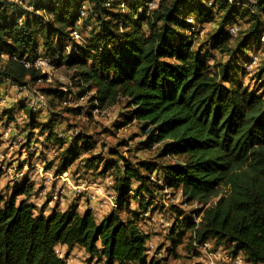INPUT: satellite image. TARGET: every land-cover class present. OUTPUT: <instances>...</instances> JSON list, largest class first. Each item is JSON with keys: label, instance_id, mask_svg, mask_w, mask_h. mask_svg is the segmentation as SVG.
<instances>
[{"label": "trees", "instance_id": "16d2710c", "mask_svg": "<svg viewBox=\"0 0 264 264\" xmlns=\"http://www.w3.org/2000/svg\"><path fill=\"white\" fill-rule=\"evenodd\" d=\"M152 1L0 0V85L46 81L45 73L21 62L46 56L69 72L80 97L91 95L92 110L125 98L128 112L116 126L135 120L144 147L158 144L154 161L122 158L119 165L113 150L109 159L90 155L89 166L100 162L101 174L116 171L115 206L99 220L77 202L48 208L49 199L38 206L27 178L0 192V264H68L75 248L84 250L87 264H161L149 255L150 235L140 223L157 211L154 202L165 189L199 206L186 214L170 205L169 255L178 256L183 243L197 253L194 244L210 240L213 249L264 264V85L250 87L242 79L248 51L264 42V0H158L154 7ZM189 18L217 20L197 47ZM260 68L263 81L264 59ZM40 92L59 101L67 96L55 87ZM21 109L28 117L27 145L38 129L57 148L45 166L55 174L95 146L83 133L68 142L58 137L54 111L40 121L30 105ZM4 115L12 121L9 110Z\"/></svg>", "mask_w": 264, "mask_h": 264}, {"label": "rangeland", "instance_id": "374dc122", "mask_svg": "<svg viewBox=\"0 0 264 264\" xmlns=\"http://www.w3.org/2000/svg\"><path fill=\"white\" fill-rule=\"evenodd\" d=\"M216 21V19H213L196 23L195 18H193L195 24L189 27V32L193 31L195 34V47L205 42L209 31L216 26ZM78 24L81 25V22L79 21ZM83 34L86 36L87 30H83ZM213 54L217 58L221 56L215 52ZM252 54L258 55L260 64L262 65L264 42H261L260 46L253 45L252 50L248 51L247 55L250 56ZM209 61L212 62V58ZM259 65L245 71L246 75L242 78L244 83L250 87L256 86L259 88L261 84L264 85V80L261 81L259 76H257L261 69V65ZM68 73L63 68L53 67L49 70L46 81L16 89L6 86L4 92L0 90V93L6 95L7 98L6 104L0 105V169L2 171L0 175V192H10L23 178H27L37 189L32 202L38 204V206L51 199L48 203V208L54 206L57 202L62 208L77 202L79 210L83 211L88 203L86 194L90 190L89 188L87 189L89 184L99 183L107 195L114 194L112 186L116 171L110 169L101 174L102 164L100 162L89 166L87 159L90 155L99 154L109 159L111 150H113V152L117 153L113 158L119 159V165H123L122 158L132 163H135L137 160L154 161L156 152L155 147L150 149L144 147L142 144L144 135L140 130L139 123L135 120L125 126H116L128 112L125 98H120L116 104L108 107L104 113L94 112L91 109V104L93 103L88 101L91 95L89 94L84 99H80L78 88L73 85V82L68 77ZM44 87L60 88L63 92H67V96H71L73 99L72 104L78 105L76 108H79V111L75 113L71 110L73 106L64 105L62 101L55 100L53 97H46V104L34 108L39 113L38 120L45 121L51 118L54 111L57 116L56 122H58L55 134L58 137L64 138L68 142L77 133H83L92 136L95 142L92 151H83L80 157L66 171L71 184L60 177L59 179H55L54 167L52 169L45 167L47 162L52 161L58 153L57 148L52 142L45 141V134L41 135L38 133V129L34 130L31 138H29L31 141L27 145V134L29 132L27 126L28 117L26 110H22L21 107H29L30 98ZM6 110L11 112L12 121L8 120V115H4ZM25 163L29 166L33 165L30 168V173H27L29 176L21 174V171H24L23 166ZM56 193L58 194L57 196L55 195ZM101 197L106 199L104 196L96 197V203H98ZM91 201L92 205L95 206V201ZM182 202L179 192L171 190L167 192L164 190L154 202L155 210L158 211L155 214L156 220L154 221L152 216H142L140 225H145L150 235V244L148 245L149 255L160 259L162 261L161 264H206V258L200 250L194 248L197 253L191 250L188 251L185 249L184 243L176 249L179 254L178 256L169 255L168 249L171 246L166 235L175 219V214L171 211L170 205L174 204L178 206L186 214L192 213L199 208L196 204L188 205ZM131 204L135 205L133 202ZM94 208V214L99 219L98 209L100 210V207L95 206ZM158 213L162 216L161 218L169 222L170 225L168 227L164 226L163 222L160 221ZM144 219H147L148 223ZM63 251L64 255L66 249H63ZM241 255H243L242 252ZM73 257H78L80 262L87 264L86 253L80 254L79 251H76ZM68 259V264L76 263V260L72 261L74 258H69L68 256ZM92 264L95 263L93 262ZM219 264H222V260H219ZM224 264L228 263L225 261Z\"/></svg>", "mask_w": 264, "mask_h": 264}, {"label": "built area", "instance_id": "2783aa9c", "mask_svg": "<svg viewBox=\"0 0 264 264\" xmlns=\"http://www.w3.org/2000/svg\"><path fill=\"white\" fill-rule=\"evenodd\" d=\"M157 1L158 0H153L151 3V6H153V7L156 6ZM82 8H83V10L85 9V4H83ZM29 9H32V7L29 6ZM84 13L85 12H83V11L81 12L82 15H84ZM189 22L192 23L193 19L189 18ZM236 30H237V28L235 26L230 28V32L232 34H235ZM72 36L74 37V39L77 42H81L82 38H81L80 33L77 30H73ZM67 49H69V47H67ZM3 57L7 58L8 55L3 54ZM258 60H259L258 55L252 54L250 59L243 64V68L245 70H251L253 67H255L258 64ZM21 62L23 63V65L25 67L34 66L35 68L39 69L41 72L47 73L46 74L47 79H48L49 70L52 69L53 67L55 68L54 64L51 62V60L49 58H47L46 56H41V55L36 57L32 61L21 60ZM7 83L11 88H15V89L16 88H23L22 86H19L17 84H11L9 82H7ZM85 97L86 96H81L80 99H84ZM72 100L73 99L71 98V96H65V98L62 99V103L64 105H70L73 107L78 106L76 104H72ZM6 102H7L6 95L0 93V105H5ZM95 103H97V102L95 101ZM28 104L33 108H35L36 106L37 107L43 106L44 104H46V96L42 92L37 91L36 94L30 98V101ZM106 110H107V108L100 109L97 106L93 109L94 112H101V113L106 112ZM157 145L158 144H154L152 146V148L156 147ZM32 166L33 165L29 166L27 163H25L23 166L24 171H21V174L22 175H28L30 173V168ZM66 174H67V172L65 171L62 174H56L54 176V178L59 179V177H60V178H63L64 180H67L68 182H70V179H68V176ZM70 184H71V182H70ZM88 188L90 190L86 194L87 199H88L87 208L90 207L89 209H92V210L95 209L94 208L95 206L92 205L91 200L95 201L96 197H99V196H104L106 198V200H108V202L111 204L112 207L115 206L114 194L107 195L99 183H93L91 185L89 184L87 189ZM168 190H170V189H165V191H167V192H168ZM55 195L57 196L58 194L56 193ZM144 216L149 217L151 215H150V213H145ZM161 217L162 216H160V221L163 222L164 226L168 227L170 225L169 222L167 220H164ZM196 221H198V220L196 219ZM194 245H195L196 249L200 250L202 252V255L206 258V264H219V260L228 261V262H230V264H245V263L247 264V262L244 259V255H241V252H239L237 254H228L226 252H223L221 248L213 249V244L210 240H206L201 244H194ZM55 249H56L57 253H59L60 255H63L64 251H63L62 247H60L58 245V246H56Z\"/></svg>", "mask_w": 264, "mask_h": 264}, {"label": "crops", "instance_id": "0c3cea01", "mask_svg": "<svg viewBox=\"0 0 264 264\" xmlns=\"http://www.w3.org/2000/svg\"><path fill=\"white\" fill-rule=\"evenodd\" d=\"M6 86H9L8 85V83L7 82H5V83H3V84H1L0 85V90L2 91V92H4L5 91V87ZM83 198V197H82ZM82 200V199H81ZM102 202V203H101ZM94 204H95V206H99L100 207V210L98 209V213H99V215H98V217H99V219H101L105 214H107L110 210H111V208H112V206L110 205V203L108 202V200H106V199H104V198H100V200L98 201V203H96V201L94 202ZM86 208V206L84 207V209ZM94 212V211H93ZM158 212V211H157ZM157 212H153V213H150V215L152 216V218L154 219V221L156 220V213ZM158 215L160 216V213H158ZM96 216V215H95ZM154 216V217H153ZM156 217V218H155ZM159 218V217H158ZM98 219V220H99ZM144 221L145 222H147L148 223V221H147V219H144ZM146 223V224H147ZM140 227H141V229L145 232V233H149L148 231H147V227L145 226V225H140ZM150 244V241H148V244L147 245H149ZM60 247H62V249H65V247L64 246H60ZM76 251H79V253L80 254H83V253H85L84 252V250H82V249H80V248H75L73 251H71V253H70V255H69V258H74V259H72V261L73 260H76L75 262V264H83L82 262H80L79 260H78V257H73V255H74V253L76 252ZM76 258V259H75ZM224 262H225V260H223ZM222 261V264H224V262ZM228 264H230V262H228V261H226Z\"/></svg>", "mask_w": 264, "mask_h": 264}]
</instances>
